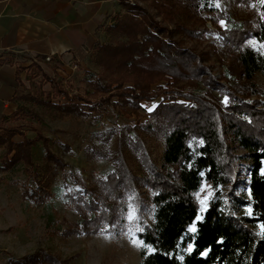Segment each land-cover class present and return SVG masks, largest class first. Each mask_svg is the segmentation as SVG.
<instances>
[{
    "label": "trees",
    "instance_id": "16d2710c",
    "mask_svg": "<svg viewBox=\"0 0 264 264\" xmlns=\"http://www.w3.org/2000/svg\"><path fill=\"white\" fill-rule=\"evenodd\" d=\"M119 2L125 11L116 14L114 23L105 28L114 42L94 43L92 37L88 39L94 61L109 72L107 79L89 70L85 72L83 80L90 86L88 93L98 100L89 104V99L79 97L88 102L81 105L55 78H50L55 88L53 95L67 101L53 103L50 96L43 100L31 94L21 97L63 113L82 114L85 109L112 104L131 115L153 99V85L169 76L168 82L172 80L183 88L186 81H204L208 91H223L226 100L221 108L200 94L180 91L186 101L172 102L170 131L160 166L150 163L145 176L135 178L122 160L107 175L96 177L93 184H87L80 172H74L78 187L66 192L65 198L77 210L80 220L57 231L65 235L110 232L123 237L130 224L123 195L131 194L133 182L138 179V184L151 190V206L148 208L143 201L140 208L149 214V220L138 218L134 230L142 241L140 264H264V86L258 83V77L264 78V0L257 4L261 14L255 24L227 19L238 68L234 75L226 73V86L195 53L175 40L174 31L150 18L145 8L130 0ZM150 3L163 14L164 22L177 19L173 0ZM248 95L256 98H247ZM17 133L14 128L6 135L0 134V145L8 144L7 155L14 153L8 166L12 168L21 161L32 166L33 146L41 140L47 144L50 139L39 135L15 142L12 137ZM238 147L246 152L237 154ZM46 157L61 166L66 175L63 160L49 148ZM242 171L247 178L240 177ZM32 173L37 186L21 181L23 195L39 203L51 199L52 192L39 178L40 173L35 169ZM205 181L213 184L214 192L202 210L195 192ZM242 184L245 191L239 194ZM229 186L230 205L221 195L223 188ZM192 226H196L195 231ZM9 261L57 262L44 251L10 257Z\"/></svg>",
    "mask_w": 264,
    "mask_h": 264
},
{
    "label": "rangeland",
    "instance_id": "374dc122",
    "mask_svg": "<svg viewBox=\"0 0 264 264\" xmlns=\"http://www.w3.org/2000/svg\"><path fill=\"white\" fill-rule=\"evenodd\" d=\"M130 1L145 8L148 16L163 27L174 31L175 40L195 53L209 72L226 86V73L234 75L238 68L237 50L231 43L232 33L228 32L231 24L227 19H232L234 23L246 21L255 24L254 20L261 14L257 4L263 0H173V12L178 17L170 22H164L163 14L150 3L151 0ZM194 3H198V6L195 7ZM124 11L120 4L118 13ZM113 20L111 16L107 23H114ZM185 28L188 33H185ZM106 32L99 34V42H114L113 36ZM86 39V35L81 37L82 45H85ZM250 43L257 44L255 40H250ZM22 56L26 71L20 77V96L31 94L43 100L50 96L53 103L67 101L65 97L53 95L55 88L50 78H55L69 92L70 97L81 105L88 102L85 99L79 100V97H85L91 101L89 104H93L99 97L88 93L90 86L83 80L85 72L92 71L104 79L109 76V72L94 61L93 52L86 55L81 65L66 62L64 67L59 61H43L42 65H33V62L37 63L33 57L26 54ZM169 78L167 76L166 80L154 84L153 99L145 102L142 109L131 115L121 112L120 108L112 104L107 108L98 105L95 110L85 109L82 114H70L49 105L23 98L19 100L17 112L5 117L0 134L6 135L16 128L18 133L12 137L15 142L39 135L50 141L46 144L41 140L33 146L32 166L21 161L12 168L7 162L14 153L7 155L8 144L0 145V264H11L10 257L21 258L40 251L57 260L40 264H140L142 241L134 230L138 218L149 220V214L140 208L144 204L148 208L151 206V190L138 184V179L133 182L135 186L131 194L123 195L128 208L126 220L130 223L123 237L118 238L110 232L65 235L57 229L71 227L72 223L80 220L77 210L65 198L66 192L78 187L74 181V172H80L87 184H93L96 177L107 175L122 160L135 178L145 176L149 173L147 168L150 163L160 166L165 138L170 131L172 102L186 101L183 93H196L223 108L222 102L226 100L223 91L213 89L212 93L201 80L198 84L186 81L183 88L172 80L168 82ZM258 83L264 86L262 76L258 77ZM247 98L256 97L248 95ZM46 148L63 160L66 175H63L64 169L61 166L48 161ZM245 152L238 147L237 154ZM240 168H243L241 162ZM34 169L40 173L42 182L48 184L47 190L52 192L51 199L42 203L25 197L20 184L21 181H27L30 186H37L32 173ZM241 174L242 179L247 178L245 172ZM244 186H240L239 194L244 193ZM229 190L230 186L225 187L221 194L228 205L232 203ZM213 192V184L209 181H205L201 189L195 192L202 210L207 208ZM193 228L196 229V226H192L191 230Z\"/></svg>",
    "mask_w": 264,
    "mask_h": 264
},
{
    "label": "crops",
    "instance_id": "0c3cea01",
    "mask_svg": "<svg viewBox=\"0 0 264 264\" xmlns=\"http://www.w3.org/2000/svg\"><path fill=\"white\" fill-rule=\"evenodd\" d=\"M119 3V0H0V127L6 116L17 112V103L22 98L18 94L20 77L26 71L22 55L33 57L37 63L32 64L38 66L43 61H59L63 67L66 62L81 65L93 50L88 44L89 37L94 43L99 42V34L112 24L107 20L119 12ZM83 35L87 36L85 45L81 43Z\"/></svg>",
    "mask_w": 264,
    "mask_h": 264
},
{
    "label": "snow or ice",
    "instance_id": "6c2138e0",
    "mask_svg": "<svg viewBox=\"0 0 264 264\" xmlns=\"http://www.w3.org/2000/svg\"><path fill=\"white\" fill-rule=\"evenodd\" d=\"M192 231H195V228H193Z\"/></svg>",
    "mask_w": 264,
    "mask_h": 264
}]
</instances>
